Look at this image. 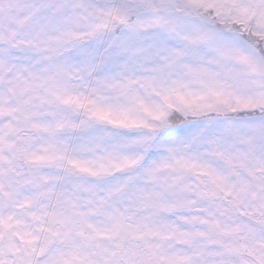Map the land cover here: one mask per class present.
Masks as SVG:
<instances>
[{
	"label": "rangeland",
	"instance_id": "obj_1",
	"mask_svg": "<svg viewBox=\"0 0 264 264\" xmlns=\"http://www.w3.org/2000/svg\"><path fill=\"white\" fill-rule=\"evenodd\" d=\"M255 1L169 0V12L163 14L161 22L172 29L166 26L164 30L158 26L161 12L152 15L151 11H147L143 17L140 15V22L150 28L141 53L132 56L139 45L137 35L133 39L128 33L122 35L115 46V54L103 68L96 97L89 101L94 118L116 124L125 131L115 132L98 127L85 135L87 128L84 127L83 137L78 141L71 131L79 126L81 116L72 117L71 109L78 104H82L83 108L90 86L94 88L93 79L98 75L95 70L90 83L88 81L80 86L93 45L91 42L80 53V63L75 59L68 74L66 82L73 80V90L68 95L67 110L62 115L46 118L50 115L46 112L53 110H42L43 100L52 93L54 84L65 80V58L62 54L70 46L69 41L94 33L100 24L106 23V18L101 20L102 15L105 13L108 17L120 7L113 2L94 0H77L68 7H62L55 1V6H48L46 0H40L38 8L44 5L46 9L34 24L26 25L23 31L9 23L5 16L0 18V34L7 48L0 55V61L7 73L4 76L6 82L11 84L14 81L16 90L14 93L6 87L8 93L3 94L0 90L2 223L9 224L18 207H28L35 222L42 206L51 211L54 204L49 198L43 203L45 192L58 186L53 179L49 183L52 170L47 169L34 171L25 177L16 191L20 179L14 181L10 177L8 164L23 152L31 162L51 164L61 148L68 153L77 142L73 168L86 177L75 181V177L71 176L69 180L71 183L63 198L67 207L66 222L74 221L77 212L84 217L80 205L85 202L86 217L90 219L86 239L92 243L91 240L97 237L112 251L102 256L94 250L88 253L83 244H76L79 243L77 236H72L75 239L73 251L75 254L84 253L83 263L149 264L148 257L156 264H209L211 259H216L219 264L228 262V258L221 259L218 249L190 245L201 235L212 236V226L226 234L242 229L244 224L242 219L224 216L229 213L217 214L218 210L213 209L208 200L211 191L205 188L208 181L204 179L209 178L226 195L231 194L235 198L237 204L228 205L232 212L237 206H242L250 215L256 213L264 219V191L261 192L262 203L258 207L252 201L256 198L251 200L252 195H258L256 188L264 187V144H259L258 139L264 130V121L258 117L243 121L214 120L201 124L200 128L179 130V136L174 140L154 139V134H146L142 129L159 130L160 123L170 111L164 110L166 102L180 113L192 112L196 117L211 113L223 116L239 109H264V71H258L256 66L231 62L255 61L256 54H247L241 50L237 40L225 37H217L193 51L200 39L214 32L213 28L200 22L194 23L185 15L173 14L171 17L169 14L172 13V6L185 12L194 10L196 14L211 12V18H216L219 24L227 19L244 30H253L264 39V0H258L259 5ZM159 2L164 5L163 0ZM10 8L15 9V4ZM128 8L132 10L133 6ZM58 9L65 18L57 17L54 23ZM36 10L32 12L21 7L20 24ZM92 14H98V20L77 24L88 20ZM178 24H181L180 30L175 28ZM46 37L55 38V42L44 41ZM29 42L39 44V48L19 49L21 44ZM260 64L264 67V63ZM24 67L25 73L21 74ZM0 80L4 82L1 70ZM126 99L136 104L139 110L127 105ZM23 104L26 109H23ZM66 128L70 132L55 134V130ZM32 130L41 133L40 142H35ZM25 134L27 137H24ZM17 140H20V145ZM17 146L16 157L13 150ZM258 147L261 149L254 151ZM251 152L254 157L252 163L249 161ZM68 163H72V158L68 159ZM230 165L235 169H231ZM132 168L136 169L135 191L142 198L139 208L130 201L134 191L130 179ZM66 170L68 172V168ZM190 172L196 178L189 177ZM251 175H255L261 183H257ZM42 178L46 185L39 191L37 185ZM122 191L125 192L123 197L117 198ZM11 194L13 197H10ZM123 219H130L128 229ZM69 232V228L64 230L62 238ZM77 232L81 233V229L77 228ZM31 234L32 225L27 230V243L31 242ZM128 239L137 241L134 244V248L137 246L136 255L120 245L128 243ZM224 245L234 250L232 242H224ZM25 251L26 247L23 254ZM51 255L50 264H60L64 260L62 246L58 245ZM23 261L20 257L18 264H24Z\"/></svg>",
	"mask_w": 264,
	"mask_h": 264
},
{
	"label": "trees",
	"instance_id": "obj_2",
	"mask_svg": "<svg viewBox=\"0 0 264 264\" xmlns=\"http://www.w3.org/2000/svg\"><path fill=\"white\" fill-rule=\"evenodd\" d=\"M211 189L214 193L213 200H212V206H215L216 201H220L221 203L227 202V197L222 193L221 190H219L218 188L214 186H211ZM260 224L261 223L257 224L255 233L253 234V236L251 235L250 237L248 238L246 237L245 239L243 238L241 240L242 244L239 245V248L235 252H231L230 250L226 249L225 253L218 254L221 257V259L228 258L229 257L228 254H230V257L233 260V262L232 261L230 263L225 262L224 264H235L236 260L239 262V264H250V263L251 264H264V259L259 260V262H257L256 260H253V262L251 261L250 263L249 262L246 263L247 259L244 257H241L247 253V248L245 247L246 244H249L250 246L258 245L257 240H260L262 234H264V227H262ZM261 250L263 253V257H264V248L262 247ZM209 264H219V263L216 261V259H211Z\"/></svg>",
	"mask_w": 264,
	"mask_h": 264
}]
</instances>
